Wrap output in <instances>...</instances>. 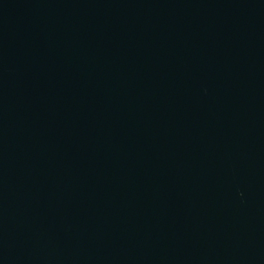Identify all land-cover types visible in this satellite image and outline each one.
<instances>
[{"label": "water", "instance_id": "obj_1", "mask_svg": "<svg viewBox=\"0 0 264 264\" xmlns=\"http://www.w3.org/2000/svg\"><path fill=\"white\" fill-rule=\"evenodd\" d=\"M0 264H264V0H0Z\"/></svg>", "mask_w": 264, "mask_h": 264}]
</instances>
